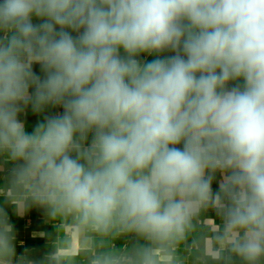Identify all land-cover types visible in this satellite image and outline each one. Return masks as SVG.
Here are the masks:
<instances>
[{"label": "clouds", "instance_id": "clouds-1", "mask_svg": "<svg viewBox=\"0 0 264 264\" xmlns=\"http://www.w3.org/2000/svg\"><path fill=\"white\" fill-rule=\"evenodd\" d=\"M0 32L16 208L71 216L85 264H183L211 207L212 264H264V0H0ZM29 105L63 113L29 133ZM129 235L138 242L115 247ZM14 239L0 213V264H14Z\"/></svg>", "mask_w": 264, "mask_h": 264}, {"label": "crops", "instance_id": "crops-1", "mask_svg": "<svg viewBox=\"0 0 264 264\" xmlns=\"http://www.w3.org/2000/svg\"><path fill=\"white\" fill-rule=\"evenodd\" d=\"M34 23H39L35 17ZM76 35V33H73ZM4 36L0 32V38ZM121 55H124L121 50ZM174 55L173 52H164L159 54L160 58ZM157 58V54L142 53L138 59L142 62H150ZM34 71L43 77L39 65L33 66ZM235 82L229 84L233 86ZM242 83V81L240 82ZM31 91V90H30ZM63 113L61 106H48L40 113H34L29 105L19 116V119L25 124L27 132L31 133L35 126L43 122L46 117L59 115ZM91 134L89 135V142ZM182 147V146H181ZM13 164L5 162L0 157V213L7 217L8 222L14 230V247L16 258L14 264H19L21 256L26 257L31 264H41V262L53 252H58L59 260L56 264H85L86 256L82 251V234L76 227L71 216L54 221L47 214L46 209L33 205L27 209H18L11 202L14 193L7 187L8 180L11 178L10 173ZM223 176L217 172L212 182L213 192L219 190ZM220 218L216 210L208 208L193 221V229L189 234L184 245L179 250V255L183 264H212L210 257L214 247V240L211 233L217 230ZM138 242L134 235L118 238L114 241L115 247H131ZM203 250L204 255L198 259L195 255L198 251ZM236 264H240L239 260Z\"/></svg>", "mask_w": 264, "mask_h": 264}]
</instances>
